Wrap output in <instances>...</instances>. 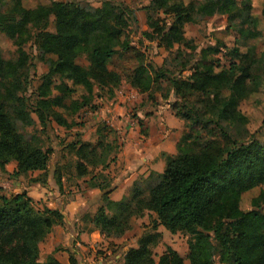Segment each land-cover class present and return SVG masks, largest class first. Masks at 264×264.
<instances>
[{
  "label": "trees",
  "instance_id": "obj_1",
  "mask_svg": "<svg viewBox=\"0 0 264 264\" xmlns=\"http://www.w3.org/2000/svg\"><path fill=\"white\" fill-rule=\"evenodd\" d=\"M169 2L152 0L156 9L174 16L166 32L170 44L178 39L182 27L193 21L196 12L206 16L226 14L230 21L242 17L240 32L245 40L260 34L258 18L245 13L236 0H205L198 8L190 0ZM129 15L127 7L111 0L103 1L93 11L72 0H52L33 7L25 6L24 0H12L11 8L0 13V35L14 39L18 45L29 36V28L38 30L41 59L48 65L36 89L40 122L49 118L60 126H70L58 108L67 106L72 86H82L90 94L95 87L112 90L118 83L119 76L108 67L107 60L124 44L121 35L129 26ZM50 22L53 30L48 29ZM157 30L164 36V31ZM19 51L18 59L10 61L3 59L0 49V170L5 172L6 164L14 161L10 177L17 178L30 171L46 170L51 154L50 148L44 149L35 139L27 140L15 125V120L31 123L27 104L18 93L22 90L20 70L27 61L22 48ZM206 52L201 50L202 69L196 67L185 80L174 78L172 88L182 97L196 92L206 95L210 115L202 117L194 111L197 119L182 132L176 153L164 154L163 171L149 175L156 179L148 186L134 181L117 201L105 192L104 203L96 207L91 222L101 233L121 235L132 227L134 219L148 211L169 232L189 235L184 256L167 246L157 264H186L185 260L188 264H215L216 255L222 264H264V212L259 210L264 204V143L254 134L244 140L234 138L221 125L245 122L237 106L258 89L260 76L251 70L264 61V53L255 57L249 49L242 65L233 63L227 70L216 72ZM145 73L139 66L132 79V85L142 92L150 86L149 77L143 78ZM53 76L62 80L55 82ZM224 86L229 87L226 97L220 95ZM174 114L181 119L187 117L178 109ZM70 147L76 156L78 176L89 172L87 164L107 166V162L95 159L102 157L99 141L93 145L71 143ZM93 178L95 175L90 179L92 185L105 187ZM254 188H259L251 199L254 208L243 211L242 194ZM63 223L60 209L35 208L26 190L0 194V264H62L53 254L40 260L39 243L54 225ZM153 230L143 233L137 246L127 249L122 264H155L151 246L160 235L155 227Z\"/></svg>",
  "mask_w": 264,
  "mask_h": 264
},
{
  "label": "rangeland",
  "instance_id": "obj_2",
  "mask_svg": "<svg viewBox=\"0 0 264 264\" xmlns=\"http://www.w3.org/2000/svg\"><path fill=\"white\" fill-rule=\"evenodd\" d=\"M50 1L52 0H24V4L27 7H33L38 3L48 4ZM72 1L93 11L105 0ZM111 1L130 10L129 26L121 35V41L124 44L107 60L108 67L118 74L119 81L112 86V90L106 87L102 89L95 87L94 92L90 94L82 86H72L73 91L66 98L67 106L58 108V111L70 123L69 127L60 126L49 118L42 123L38 118L36 89L48 72V65L41 59V50L36 39L38 30L29 28V36L21 45L4 34L0 35L3 59L16 61L20 55L19 48H22L27 56L26 67L20 70L22 90L18 93L27 104L31 123L26 124L21 120H15L16 128L27 140L35 139L44 149L50 148V162L58 156L55 154L56 149L62 154L67 164L65 190L69 192L66 193L68 198H75L81 192V185L84 182L81 177H77V174L75 176L76 156L70 147L71 143L79 145L83 141H89L93 145L99 141L102 157H95V159H100L103 163L109 161L107 167L109 172L112 163L114 168L119 169L121 166L116 160L117 154L122 150V145L127 142V139L121 130L116 128L117 123L121 124V128L132 122L137 125L135 139L139 142L131 149H142L143 137L148 136V128H143L145 129L143 130L139 121L142 115L151 116L154 114L153 111L160 107H167L174 113L178 109L180 113L187 115L186 119L180 118L184 122L182 132L188 131L193 120L197 119L194 111H198L202 117L210 115L209 108L206 106V95L196 92L182 97L176 95L172 88L174 78L185 80L196 67L202 69L200 58L202 49L207 50L206 58L211 61L209 63H212L216 72L222 69L227 70L233 63L242 65V59L247 58L246 53L249 49H252L255 57H260L264 53V0H248L247 2L236 0L245 13L259 20L260 34L255 39L245 40L241 34L242 17L230 21L226 14L215 13L206 16L196 12L193 21L182 27L178 39L172 44L169 43L170 39L166 38L167 29L174 20L171 13L156 9L152 0ZM172 1L170 0L169 3ZM190 1H194L196 8L205 2V0ZM11 6L12 0H0V13L7 12ZM246 7L249 9L247 10ZM243 26L246 27V24L243 23ZM158 27L160 31H164V36L156 32ZM48 29H54L53 23H49ZM139 66L146 70L143 78L149 77L150 79L149 89L144 92L132 85L133 76ZM251 73L259 75L261 83L256 91L241 100L237 106L239 113L245 117V122L236 124L221 122V125L234 138L244 140L250 134H254L259 141L264 143V61L261 60L253 65ZM51 78L55 82L62 80L56 76ZM228 94L229 87L224 86L220 95L226 97ZM107 118H111V121H107ZM196 127L198 126H194ZM203 133L205 134L204 130ZM113 156L115 158H112ZM107 169L102 173L99 167H90L91 172L87 177L96 173V183H104L107 180L105 174L109 175ZM23 177L28 180L33 179L28 175ZM155 179V176L144 178L143 175H138L136 177V181L142 186H148ZM1 183L0 181V194H12L8 186L1 185ZM258 191L259 188H254L242 194L240 208L243 211L254 208L251 205V199L257 195ZM103 203L102 199L100 204L93 205L92 214L96 207ZM34 206L40 209L44 207L35 203ZM259 210L264 212V204ZM55 226L57 225H54L39 243L40 260H45L48 254L54 253L62 264H122L127 249L137 246V239L143 233L154 231V227L160 235L158 242L151 246L155 264L167 246L176 250L180 255L184 256L187 253L189 235L183 232H169L163 225L156 222L155 214L148 211L134 219L132 227L121 235L97 232L92 233L89 239L82 240L77 226L74 230H69L63 223L61 225L64 230L61 235L62 242L54 245L49 237L50 233L54 232ZM55 229L58 230V228ZM214 260L215 264H222L218 260V255L214 257ZM185 263L188 264V261L185 260Z\"/></svg>",
  "mask_w": 264,
  "mask_h": 264
},
{
  "label": "crops",
  "instance_id": "obj_3",
  "mask_svg": "<svg viewBox=\"0 0 264 264\" xmlns=\"http://www.w3.org/2000/svg\"><path fill=\"white\" fill-rule=\"evenodd\" d=\"M153 112L154 114L147 117L140 115L142 119L139 121L142 124V129L148 128V136L143 137L142 149L139 147V149H131L133 145L139 142L135 139L137 125L132 122L121 128V124L117 123L116 128L120 129L127 139V142L122 145V150L117 154L118 159L116 158L121 167L119 169L114 168L112 163V168L109 172L107 169L109 161L104 168L101 167V164L96 167L87 164L89 172L84 176L77 175L84 182L81 185V192L75 198H68L66 195V193H69L65 190V169L67 164L58 149L55 150V154L58 156H55L51 162L49 158L46 170H35L28 173L29 178H33L31 180L24 179V177H10V173L14 171L16 163L14 161L9 162L5 166V172L0 170L1 185L8 186L7 188L11 190L10 193L26 190L34 203L42 205V207L60 209L66 228L74 230L75 226H77L80 231L77 233L80 234L82 240H87L92 233L99 232L91 222V209L93 205L100 204L105 192H107V196L111 200H120L124 194L128 193L129 188L136 181L138 175L149 178L151 173H161L165 166L164 154L171 155L176 153V145L182 135L183 120L177 117L174 112L169 111L167 107H160ZM108 120L111 121V118H107ZM143 132L146 133V131ZM112 158L115 157L113 156ZM90 167H99L102 173L107 169L109 175L105 174L107 180L102 183L105 187L102 188L91 184L90 179L96 173H92L87 177L91 172ZM93 181H95L94 178ZM58 226L61 227V225L55 226L54 232L50 233L49 237L54 245L62 242L61 235L64 233L63 228L61 227L59 231L60 227ZM55 228H58V230Z\"/></svg>",
  "mask_w": 264,
  "mask_h": 264
}]
</instances>
